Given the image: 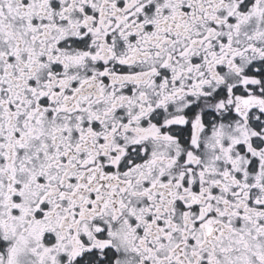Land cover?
I'll return each mask as SVG.
<instances>
[{"label":"snow or ice","instance_id":"6c2138e0","mask_svg":"<svg viewBox=\"0 0 264 264\" xmlns=\"http://www.w3.org/2000/svg\"><path fill=\"white\" fill-rule=\"evenodd\" d=\"M0 264H264V0H0Z\"/></svg>","mask_w":264,"mask_h":264}]
</instances>
